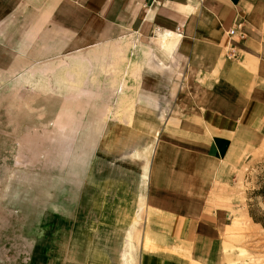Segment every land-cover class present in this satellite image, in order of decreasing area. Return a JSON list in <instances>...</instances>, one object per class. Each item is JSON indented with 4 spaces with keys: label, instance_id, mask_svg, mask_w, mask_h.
Returning a JSON list of instances; mask_svg holds the SVG:
<instances>
[{
    "label": "crops",
    "instance_id": "crops-1",
    "mask_svg": "<svg viewBox=\"0 0 264 264\" xmlns=\"http://www.w3.org/2000/svg\"><path fill=\"white\" fill-rule=\"evenodd\" d=\"M128 36L140 54L124 73L133 65L139 93L124 126H153L158 137L143 157L142 241L130 225L124 263L219 264L228 223L209 187L264 142V0H0V40L31 60Z\"/></svg>",
    "mask_w": 264,
    "mask_h": 264
},
{
    "label": "rangeland",
    "instance_id": "rangeland-1",
    "mask_svg": "<svg viewBox=\"0 0 264 264\" xmlns=\"http://www.w3.org/2000/svg\"><path fill=\"white\" fill-rule=\"evenodd\" d=\"M14 42L0 40V264H125L130 225L142 241L143 157L158 137L153 126H124L139 93L133 65L124 72L140 43L128 36L35 61ZM232 166L209 187L228 223L219 264H264V142Z\"/></svg>",
    "mask_w": 264,
    "mask_h": 264
},
{
    "label": "bare ground",
    "instance_id": "bare-ground-1",
    "mask_svg": "<svg viewBox=\"0 0 264 264\" xmlns=\"http://www.w3.org/2000/svg\"><path fill=\"white\" fill-rule=\"evenodd\" d=\"M173 42L174 41L169 40L168 35H164L163 38H161L159 40V43H160L162 49L163 50L165 49L166 51H169V52L172 48ZM169 52H167L168 53L167 55H169ZM226 264H228V263L226 262Z\"/></svg>",
    "mask_w": 264,
    "mask_h": 264
},
{
    "label": "built area",
    "instance_id": "built-area-1",
    "mask_svg": "<svg viewBox=\"0 0 264 264\" xmlns=\"http://www.w3.org/2000/svg\"><path fill=\"white\" fill-rule=\"evenodd\" d=\"M241 27H242V22H239V21H238V22L235 24V26L230 27V29H229V33H230V35L235 34L236 31H238V29H242ZM239 34H240V37H241V38H244L245 35H246L243 31H240Z\"/></svg>",
    "mask_w": 264,
    "mask_h": 264
}]
</instances>
